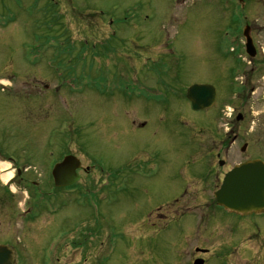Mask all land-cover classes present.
<instances>
[{"label":"rangeland","instance_id":"374dc122","mask_svg":"<svg viewBox=\"0 0 264 264\" xmlns=\"http://www.w3.org/2000/svg\"><path fill=\"white\" fill-rule=\"evenodd\" d=\"M111 19L120 23L112 27ZM228 24L219 6H203L200 0H0V146L10 152L25 142L23 135L15 139L21 129L45 155L46 140L58 142L72 126L76 140L69 148L57 143L56 156L69 149L82 168H97L82 184L92 189L91 196L75 190L65 204L63 196L46 202L36 222L15 224L1 216L0 246L16 245L18 264H187L197 248L210 250L209 264H225L214 255L235 252V246L236 264L246 263L248 251L264 256V223L259 242L252 243L246 241L249 234L226 235L220 222L210 226L209 232L221 234L215 237L204 236V227L195 232V222L186 218L146 222L151 210L183 197L184 178L192 175L194 115L183 97L150 92L156 80L141 67L149 58L177 60L183 65L180 83L191 82L194 60H215L214 41L225 45ZM64 29L77 41H89L100 56L90 50L79 54L72 38L68 44L75 56L66 70L57 64L55 57L65 55L56 56L60 45L50 40ZM114 31L110 52L103 55L97 42ZM121 79L136 83L130 95L100 82ZM45 86L48 91L42 92ZM76 128L85 130L81 137L75 136ZM44 155L35 158L39 181L48 160ZM117 170L122 172L113 175ZM101 175L98 191L95 181Z\"/></svg>","mask_w":264,"mask_h":264},{"label":"flooded vegetation","instance_id":"af4514ba","mask_svg":"<svg viewBox=\"0 0 264 264\" xmlns=\"http://www.w3.org/2000/svg\"><path fill=\"white\" fill-rule=\"evenodd\" d=\"M200 1L203 6H219L228 16L225 45L220 46L217 38L214 41L217 54L215 60H194L193 79L188 83H180L183 65L177 60L174 64L169 60H147L145 66L141 67L143 72H147L146 76L156 80L149 86L150 92L156 94L160 89L163 92L160 94L166 98L173 93L183 97L194 115V147L191 148L194 153L190 156L191 166L187 165L191 167L192 175L184 178L185 184L179 195L183 197H176L170 204L151 210L146 222H171L175 218H186L187 222H195V232L204 227L203 235L211 237L221 235L216 230L209 232L212 223L220 222L227 231L226 235L245 237L249 234L246 241L259 242V225L264 223V213H229L217 203L215 195L222 189L229 174L247 163L264 162V0ZM108 22L113 27L114 21ZM114 35L115 32L108 39H112ZM230 49H233L232 53ZM132 77L134 76L131 75ZM34 81L38 82L36 78ZM135 84L131 81L127 86L131 88ZM191 87L193 95L192 100H189L188 89ZM44 88L45 91L42 92L48 91L49 87ZM121 94L130 95L124 92ZM84 132L81 129L75 136L81 137ZM4 133L8 134L7 131ZM15 133L16 140L21 141L20 136L23 135L25 142L19 143L10 152L0 146V166L8 165L0 170V222L2 217H6L4 222L15 224L33 222L38 219L36 215H39L40 207L46 208V202H53L63 196L60 200L65 204L69 194L75 190L92 195L91 188L84 190L85 186H82L88 183V176L95 172L91 167L81 168L77 172L79 179L74 187L56 185L54 172L57 165L72 154L68 149L57 157L56 145L62 143L58 148H69L70 143L76 140L71 129L65 130L58 142L46 140L48 145L45 155L35 141L26 140L25 131L16 129ZM29 144L34 147L29 148ZM40 154L51 162L44 160V179L41 181L39 179L42 177L35 167V158L40 157ZM121 172L117 170L113 175ZM103 178L105 176L101 175L95 181L98 191L103 187ZM15 199L17 201L13 202ZM63 207L64 205L61 208ZM198 211L202 214L197 213ZM46 214L53 215L50 212ZM202 222H207L206 227ZM230 222L241 224L234 225ZM193 234L194 231L190 233ZM10 248L17 256L16 245ZM234 248L237 251L236 246ZM236 251L231 250L230 254L218 251L214 256L217 260L222 258L225 264H236ZM183 252L181 262L184 260ZM210 253L209 249L197 248L186 263L194 264L197 260H203L204 264H209ZM255 253L248 251L245 254V264H264V256L255 258Z\"/></svg>","mask_w":264,"mask_h":264},{"label":"water","instance_id":"95a60500","mask_svg":"<svg viewBox=\"0 0 264 264\" xmlns=\"http://www.w3.org/2000/svg\"><path fill=\"white\" fill-rule=\"evenodd\" d=\"M193 89L188 92L192 100ZM81 162L75 157H67L54 172L59 187L74 185L79 176ZM219 205L238 214L264 213V163H249L228 175L222 189L216 194ZM0 264H16L13 252L0 246ZM195 264H203L196 261Z\"/></svg>","mask_w":264,"mask_h":264},{"label":"bare ground","instance_id":"6f19581e","mask_svg":"<svg viewBox=\"0 0 264 264\" xmlns=\"http://www.w3.org/2000/svg\"><path fill=\"white\" fill-rule=\"evenodd\" d=\"M8 165H2L0 166V170L4 169V167H7Z\"/></svg>","mask_w":264,"mask_h":264}]
</instances>
